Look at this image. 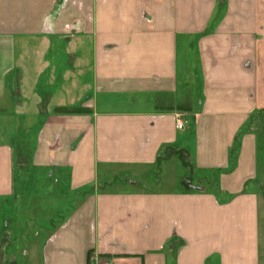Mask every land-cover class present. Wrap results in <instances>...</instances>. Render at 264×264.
Masks as SVG:
<instances>
[{
	"label": "crops",
	"instance_id": "obj_1",
	"mask_svg": "<svg viewBox=\"0 0 264 264\" xmlns=\"http://www.w3.org/2000/svg\"><path fill=\"white\" fill-rule=\"evenodd\" d=\"M44 182L27 264H259L264 0H0V208Z\"/></svg>",
	"mask_w": 264,
	"mask_h": 264
},
{
	"label": "rangeland",
	"instance_id": "obj_2",
	"mask_svg": "<svg viewBox=\"0 0 264 264\" xmlns=\"http://www.w3.org/2000/svg\"><path fill=\"white\" fill-rule=\"evenodd\" d=\"M181 75L179 74V77ZM36 120H39L37 116L34 117L33 122ZM24 127L20 126L19 131L21 132L20 129ZM166 166L168 165L161 164L155 169L154 173L140 180L141 185L148 191H151L154 190L153 187L157 185V182L161 180L160 178H167L169 176L172 178L173 171L171 169L173 166H171V169H165ZM181 173L184 176H192L193 184L198 185L199 176L197 173H190L189 169H182ZM129 180L132 181V179ZM133 181L135 180L133 179ZM33 187L31 192L33 193V198L30 202L23 203L25 198L22 195L18 204L13 205V202L10 200L3 205L2 209L0 208V226L1 220L4 221L3 225L5 223L8 225L0 233V256H3L4 264H8L10 257L14 259L15 264H27L24 253L28 249L27 247L30 245V241L34 239L40 240V237L34 238L33 234L35 232L38 234L43 233V228L49 227V218L55 220L56 210L58 207L62 209L60 205L63 199L56 198L57 196L55 195L59 192L58 189L54 190V194L51 197H44L46 192L45 182L44 184H37ZM259 233V264H264V196L262 194L259 202ZM38 262L40 264V259H38Z\"/></svg>",
	"mask_w": 264,
	"mask_h": 264
},
{
	"label": "built area",
	"instance_id": "obj_3",
	"mask_svg": "<svg viewBox=\"0 0 264 264\" xmlns=\"http://www.w3.org/2000/svg\"><path fill=\"white\" fill-rule=\"evenodd\" d=\"M174 121H175V127L177 130H182L186 124V121L184 120L182 114L180 113L174 114ZM103 264H109V263L104 262Z\"/></svg>",
	"mask_w": 264,
	"mask_h": 264
}]
</instances>
